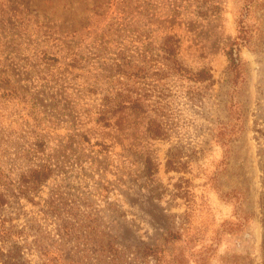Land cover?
<instances>
[{"label":"rangeland","instance_id":"1","mask_svg":"<svg viewBox=\"0 0 264 264\" xmlns=\"http://www.w3.org/2000/svg\"><path fill=\"white\" fill-rule=\"evenodd\" d=\"M263 192L264 0H0L2 254L260 264Z\"/></svg>","mask_w":264,"mask_h":264},{"label":"trees","instance_id":"2","mask_svg":"<svg viewBox=\"0 0 264 264\" xmlns=\"http://www.w3.org/2000/svg\"><path fill=\"white\" fill-rule=\"evenodd\" d=\"M177 39L174 35H170V36H167L164 40V44H163V47H162V50H163V53H164V57L165 59L167 60L168 62V65H169V62H173L176 66V69H183L180 65V62L178 61L176 55H177ZM232 56V55H231ZM234 60V59H233ZM184 70V69H183ZM152 126H150L148 128V130L151 132L152 130ZM152 135H157L156 134H153ZM151 161L148 163L147 165V171L146 173H150L151 172ZM44 174V171H40L38 169L35 170V173L33 174L32 176V181L35 182V183H38V182H41L43 177L42 175ZM5 200L4 198H2L1 196V199H0V206H2L4 204ZM261 207H262V221H263V224H264V192L262 193V196H261ZM8 233V232H6ZM8 236H10L9 234H7V238ZM2 242L5 243L7 242V239L6 238H3L2 239ZM15 248H17V246H15ZM262 261L260 264H264V235H263V242H262ZM20 250V247L18 248ZM16 249V250H18ZM52 251L51 250H45L43 253L46 257L47 260H49L48 262H50V259L49 257H47ZM19 251H16L14 254H10V255H5V254H2V252H0V259L1 262H3V264H17L16 261H17V257H19ZM53 254H55L53 252ZM52 255V254H51ZM52 260L54 261V257L52 255Z\"/></svg>","mask_w":264,"mask_h":264}]
</instances>
